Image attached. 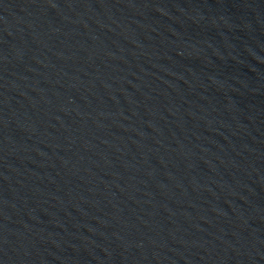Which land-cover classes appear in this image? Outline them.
<instances>
[{"label":"water","instance_id":"95a60500","mask_svg":"<svg viewBox=\"0 0 264 264\" xmlns=\"http://www.w3.org/2000/svg\"><path fill=\"white\" fill-rule=\"evenodd\" d=\"M0 264H264V0H0Z\"/></svg>","mask_w":264,"mask_h":264}]
</instances>
